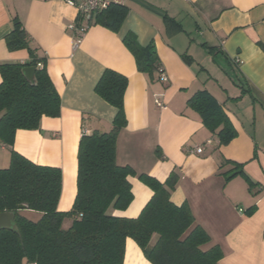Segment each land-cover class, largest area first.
<instances>
[{"label": "crops", "instance_id": "0c3cea01", "mask_svg": "<svg viewBox=\"0 0 264 264\" xmlns=\"http://www.w3.org/2000/svg\"><path fill=\"white\" fill-rule=\"evenodd\" d=\"M67 1L0 0V64L30 59L26 49L10 52L5 44L17 18L61 100L58 118L43 117L39 130L17 131L12 148L0 143V169L9 166L12 149L37 165L59 168L57 209L69 211L82 134L112 128L115 111L94 92L103 71L112 70L128 80L116 163L161 184L175 174L170 202L189 205L210 246L222 250L218 264H264V0H125L129 13L118 33L91 25L77 44L68 28L77 11ZM128 34L155 47L166 83L157 71L152 77L137 71L122 42ZM199 91L216 100L236 131L229 144L220 146L187 106ZM197 147L200 154L193 152ZM233 162L256 185L251 191L240 176L225 182ZM128 181L131 204L109 213L134 219L152 192L137 177ZM69 226L64 220L63 228ZM124 264L150 263L128 239Z\"/></svg>", "mask_w": 264, "mask_h": 264}, {"label": "trees", "instance_id": "16d2710c", "mask_svg": "<svg viewBox=\"0 0 264 264\" xmlns=\"http://www.w3.org/2000/svg\"><path fill=\"white\" fill-rule=\"evenodd\" d=\"M128 13L124 4H111L86 25L118 33ZM80 22L76 18L77 26ZM4 40L8 51L26 49L30 55L23 64H0V143L12 148L17 131L39 130L43 117L58 118L61 100L45 60L31 50L17 18ZM122 42L139 73L152 77L158 71L152 44L143 47L131 34ZM25 68H34L33 83L25 78ZM127 86L126 77L106 69L94 87L95 94L114 109L115 115L108 133L82 134L79 140L76 194L69 211L57 209L62 191L60 169L37 165L10 150L9 166L0 169V214H15L20 238L11 230L0 231V264H124L128 239L150 264H218L222 259L221 248L210 246V236L195 225L189 205L170 202L177 183L175 174L161 184L116 163L117 137L126 126L123 100ZM187 106L210 133L217 135L220 146L235 139L237 134L228 117L208 92H197ZM231 165L233 168L224 174L225 182L240 176L251 191L256 185L244 174L243 165ZM129 177H137L151 190L152 197L136 218L115 217L110 210L124 211L133 200ZM253 211L248 210L247 216ZM66 219L70 226L63 228Z\"/></svg>", "mask_w": 264, "mask_h": 264}, {"label": "built area", "instance_id": "2783aa9c", "mask_svg": "<svg viewBox=\"0 0 264 264\" xmlns=\"http://www.w3.org/2000/svg\"><path fill=\"white\" fill-rule=\"evenodd\" d=\"M125 0H81L76 3L71 0L67 1V4L70 6H74L77 11V18L81 19L79 26L76 23H72L68 28L74 34V39L76 44L80 41L84 33L86 32L88 26L86 25L87 21H89L94 14L97 12L106 10L111 4H123ZM158 81L160 83L167 82V76L164 74L162 69H158ZM155 105L157 108H164V104L159 100H155ZM194 153L200 154L201 148L197 147L193 150ZM241 212V211H239Z\"/></svg>", "mask_w": 264, "mask_h": 264}, {"label": "water", "instance_id": "95a60500", "mask_svg": "<svg viewBox=\"0 0 264 264\" xmlns=\"http://www.w3.org/2000/svg\"><path fill=\"white\" fill-rule=\"evenodd\" d=\"M23 74L29 82L33 83L34 68L23 69ZM19 209H24V206H20ZM1 230H11L20 238V233L15 223V214L13 212H4L0 214V231Z\"/></svg>", "mask_w": 264, "mask_h": 264}, {"label": "rangeland", "instance_id": "374dc122", "mask_svg": "<svg viewBox=\"0 0 264 264\" xmlns=\"http://www.w3.org/2000/svg\"><path fill=\"white\" fill-rule=\"evenodd\" d=\"M66 185H67V184H65V188H66ZM67 187H68V186H67Z\"/></svg>", "mask_w": 264, "mask_h": 264}]
</instances>
